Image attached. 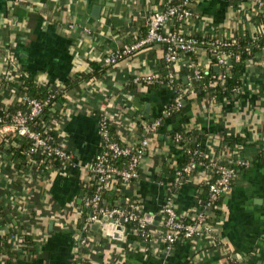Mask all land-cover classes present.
<instances>
[{"label": "crops", "instance_id": "obj_1", "mask_svg": "<svg viewBox=\"0 0 264 264\" xmlns=\"http://www.w3.org/2000/svg\"><path fill=\"white\" fill-rule=\"evenodd\" d=\"M165 4L166 0H0V78L9 82L0 90L2 98L9 102L18 91L22 70L51 88L90 72L91 63L101 62L107 51L142 35L148 16ZM96 5L100 10L94 17ZM191 9L181 28L189 35L232 39L262 26L252 0H196ZM163 57L161 45H147L71 88L50 119L71 161L44 167L33 178L13 176L11 165L1 163L0 236H9L17 248L16 264H74L84 231L77 226L79 204L101 147L102 117L122 144L148 141L139 178L117 183L110 177L106 189L134 199L142 216L150 215L152 230L162 221L163 206L171 202L182 215L204 209L210 231L201 230L166 253L159 240L147 247L144 241L126 239L124 231L120 237L110 236L103 221L93 229V222L88 230L100 242L89 253L91 264H264V60L261 65L247 64L238 93L213 98L194 89L182 100V110L165 117L153 133L145 132L144 124L161 119L172 100L175 87L163 82L169 71L177 81L196 85L189 60L178 58L167 70ZM195 62L208 68L205 50H198ZM177 129L191 133L210 157L225 155L218 151L225 133L242 136L251 145L243 150L246 165L234 174L231 189L218 205L203 207L199 198L209 179L202 165L173 183L171 171L185 158L171 137ZM21 233L32 242L26 249L18 246Z\"/></svg>", "mask_w": 264, "mask_h": 264}, {"label": "built area", "instance_id": "obj_2", "mask_svg": "<svg viewBox=\"0 0 264 264\" xmlns=\"http://www.w3.org/2000/svg\"><path fill=\"white\" fill-rule=\"evenodd\" d=\"M252 2L255 12L256 9L264 8V0H252ZM191 15L192 9L186 6V0L176 4L165 5L162 9L155 11L148 16L145 22L146 30L142 35L138 36L131 43L124 44L120 47L107 51L102 58L103 62L107 65H115L119 61L130 57L134 52L152 44H158L162 46L164 51L163 58L168 65V70L178 58H184L190 61L192 57H196V53L199 50L197 40L195 39L196 35L184 33L181 31V28L182 24ZM176 23H179L181 27L176 28ZM260 30L264 31L263 27L260 28ZM212 44L214 46L206 50V54L208 58L209 55L216 58L217 67L223 66L226 63V57L224 52L218 49L219 39H215ZM190 66L194 68V75L198 76L201 68L198 67L196 62L193 60L190 61ZM167 79L169 80L168 83L173 84L174 80H176V76L174 73L169 71ZM142 81L148 84L151 82V79L143 78ZM3 86L4 85L0 83V90ZM21 88L22 80L20 79V88L13 94L12 98L16 93L20 92ZM181 99L182 93H178L176 96H174L175 107L180 105ZM19 100L20 102L26 103L27 109L25 111L17 110L16 112H13L11 114L10 122L0 126V166L3 162L10 164L13 170V176L26 175L32 178L37 176L38 172L41 170L34 168L36 165H38L37 163H30L27 159H24L19 162L21 165L19 168H14L12 162L9 160L7 148L11 145V141L13 139H20L22 137H27L31 141V148L27 154L40 149L38 153L39 155L42 154L43 158L40 160L39 164L43 165L44 167L55 166V160L59 161L57 165L71 161V153L56 138H52L40 130H34L28 124L29 121L41 113V110L47 104L48 100H41L34 96L28 95H21ZM2 101L4 102V109H7L9 107L7 98H2ZM159 125L160 119H157L152 122L145 123L144 130L145 132L147 131L153 133ZM110 129L111 127L109 120L107 117H102L100 121V135L101 148H103V150L100 152L98 151L95 154L92 161V164L94 162L95 166L92 167V164L90 165V170L92 169L99 173L100 178L97 182L98 184L96 186V192H94L91 197H88L85 200V205L92 209L91 214H89V222L98 224H100L101 221L105 222V229L109 232L110 236L117 232L116 228L119 226H122L123 231L127 233V229L123 225V222L126 221H130V223H137V227L133 229L135 233L141 231L142 229H147L149 232H154V230L149 227V223L145 220L142 214L139 216L134 212L128 213L124 209L118 207L111 209H100V212L103 214V219H99L95 214H93L95 207H97V204L100 200V192L103 189H106L105 183L108 178L119 175L121 182L123 183H128L139 178L140 164L148 144L146 138H143L140 142L133 146L124 145L117 141L111 140L109 133ZM49 130L52 131L50 127V121L48 122L47 133ZM44 131L46 132V130ZM173 140L179 145L181 136L176 133L173 137ZM110 155L113 158L127 156V166L125 168H117L111 165L108 163ZM203 158L204 160L199 163L189 162L185 164L181 170L176 172L173 183L175 184L178 180L182 179V177L192 174L194 167L197 165H202L204 167L215 166L213 157L204 155ZM25 165L26 167L24 168ZM218 171L220 175L209 184V197L211 201L216 200L219 195H223L231 189L230 180L234 177V171L231 168H227L226 166H220ZM89 180L90 178L87 181ZM125 201L126 203H129L130 201H134V199L126 196ZM134 208L140 211L138 204L137 206H134ZM203 210L204 209L196 210L193 222L191 224H184L177 220L176 210L171 202H168L162 208L164 225L167 227V230L159 235L152 233L153 235L146 234V236H151V243L154 242V240H159L163 245L164 251L169 253L172 251L176 243L193 238L201 230L210 231V225L207 222L206 215ZM105 217L107 220L104 219ZM121 219L122 221H120ZM122 233L123 232H120V235ZM79 244L82 249L87 250V253H82L80 258L76 261V264H91L89 253L95 249L94 247L97 246L98 243L94 238H92L91 232L88 230V226L85 227L84 231L81 233L79 237Z\"/></svg>", "mask_w": 264, "mask_h": 264}, {"label": "trees", "instance_id": "obj_3", "mask_svg": "<svg viewBox=\"0 0 264 264\" xmlns=\"http://www.w3.org/2000/svg\"><path fill=\"white\" fill-rule=\"evenodd\" d=\"M182 1L183 0H166L165 5L176 4ZM195 1L196 0H186V6L188 8H192V4ZM255 15L256 18L260 19V21L262 22L261 28L263 27L264 29V8L256 9ZM175 26L176 28L181 27L179 23H176ZM195 39L197 40L199 49H203L205 51L214 46L212 42L215 39H219L218 49L224 52L226 63L223 66L217 67L216 58L209 55L210 61L208 68H201L199 71V75H194L196 84L195 86L183 84L180 81L174 80L173 85L175 89L172 100L170 104L164 109L160 122H163V119L165 117L167 118L174 116L180 110H182L184 108V106L182 105V100L186 99L188 94L194 89L200 91L202 95L213 98H223L238 93L242 86V79L247 64L249 62H252L256 65H261V62H263L264 60V31H261L260 29L256 30L253 34H249L246 31H241L240 33H237L236 36L232 39L226 37L210 38L205 34L196 35ZM192 60L195 61V57H192L190 59V61ZM164 64L166 69L168 70V65L165 61ZM109 66L111 65L105 64L103 60L101 62H93L91 63L92 70L90 72L74 76L70 81H66L63 87H59L58 89H51L47 84L36 82L32 74L22 70L20 76L22 80V88L20 89V92L16 93L14 97L9 101V107L7 109H4V102L2 101V95L0 93V126L10 122L11 114L13 112H16L17 110L25 111L27 109L26 103L20 102L19 100V97L21 95L34 96L41 100H48V102L41 110V113L34 119L29 121L28 124L32 129L40 130L41 132H44V134L55 138L52 131L49 130L47 133L48 122L50 121L55 111L63 104L71 88L84 79L92 78L101 74ZM215 67L217 68L215 69ZM163 82L167 83L169 82V80L165 79ZM0 83L4 86H9V82L1 78ZM178 93H182V99L180 105L178 107H175L174 96H176ZM44 130H46V132ZM109 133L111 140L121 143L112 129H110ZM176 133L181 136L179 145L184 152L185 158L183 164L178 166L176 169H172L171 172L173 175H175L177 171L181 170V168L189 162H201L202 160H204V155H206L204 147H202L200 143L192 140L191 133L183 132V130L177 129L172 132L171 137L173 138ZM248 146L251 145H249L246 141V138L242 136L227 133L223 134L218 151H225V155L223 157H213V160L215 162L214 167H205L206 171L209 174V179L203 188V192L199 195V198L205 207L206 205H208L209 207L218 205L222 198V195H219L216 200L211 201L209 197V184L212 183L220 175L218 168L220 166H226L227 168H231L234 171V174H236L237 170L244 168L247 163L243 155V150ZM30 148L31 141L27 137L13 139L11 141V145L7 148V153L9 160L12 162L14 168H19L21 166L19 162L24 159H27L30 163H37L38 165L34 167L35 169L44 168L43 165L39 164L40 160L43 158V155H39L38 153L40 149L29 152V154H27ZM102 150L103 148L100 147L99 152ZM261 153V151H258L259 156L261 155ZM58 162V160H55L54 164L57 165ZM108 163L117 168H125L128 164V157L121 156L113 158L110 155ZM91 166L94 167L95 163L93 162ZM25 167L26 165L24 166V168ZM89 174L90 180L87 181L83 187L84 195L82 203L79 204L80 216L77 220V226L80 230H83L84 227L86 225L88 226L90 223L89 207L85 205V200L86 198L91 197L94 192H96V186L98 184L97 182L100 178V174L92 169L89 171ZM183 178H185V176L182 177V179ZM113 179L116 180L117 183L121 182V178L119 175L113 176ZM232 181L233 178L230 180L231 186ZM134 206H137L136 201H130L129 203H126L125 196L116 194L111 190L103 189L100 192V200L97 204V207H95L93 214H95L99 219H103V214L100 212V209H111L114 207H118L124 209L128 213L134 212L141 216L140 211L136 210ZM176 213L178 221L184 224H191L193 222L195 211H191L186 215H182L177 211ZM123 225L127 229L126 239L132 241L145 240L147 246L151 244V236H146V234L151 235L153 233L155 235H159L167 230V227L164 225L163 215L162 221L160 222L158 228L154 230V232H149L147 229H142L141 231L135 233L133 229L137 227L136 222L130 223V221H126L123 222ZM96 242L99 243L100 240L96 239ZM31 243V240L26 238L25 234L21 233L18 235L19 247L26 249L31 245ZM85 252L87 253V250L82 249L79 244L78 249L74 252V264H76V261L80 258V255ZM17 259L18 251L16 247L10 245V237L0 236V264H16ZM229 264H232V262H230Z\"/></svg>", "mask_w": 264, "mask_h": 264}, {"label": "water", "instance_id": "obj_4", "mask_svg": "<svg viewBox=\"0 0 264 264\" xmlns=\"http://www.w3.org/2000/svg\"><path fill=\"white\" fill-rule=\"evenodd\" d=\"M99 10H100V5H96V6H94L93 8H92V15L94 16V17H97L98 16V13H99ZM217 67H215V69H216ZM89 212H90V214H91V212H92V209L91 208H89ZM149 217H150V215H145V220L147 221V222H149L150 220H149ZM105 220H107V218L105 217L104 218ZM120 221H122V219L120 220ZM98 227V223H95L93 226H92V228L93 229H96ZM117 230V232L115 233L118 237H120L121 235H120V232H122L123 231V227L122 226H119V227H117L116 228ZM261 264V263H260Z\"/></svg>", "mask_w": 264, "mask_h": 264}]
</instances>
